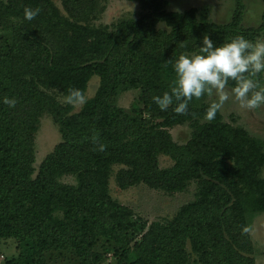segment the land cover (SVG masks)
I'll return each instance as SVG.
<instances>
[{"label": "trees", "instance_id": "16d2710c", "mask_svg": "<svg viewBox=\"0 0 264 264\" xmlns=\"http://www.w3.org/2000/svg\"><path fill=\"white\" fill-rule=\"evenodd\" d=\"M127 1L139 10L104 24L107 0H0V252L6 239L19 249L0 264H46L64 252L101 264L100 244L113 264H256L250 228L264 214V140L221 111L205 120L209 96L183 115L161 111L152 97L169 90L173 63L199 52L203 36L218 45L237 35L255 42L264 26L243 23L242 0L225 23L196 7L168 10L170 0ZM25 8L40 13L29 21ZM94 76L99 86L86 98ZM254 79L261 85V74ZM72 88L83 96L78 111L66 101ZM132 88L140 105L127 110L116 98ZM45 113L61 141L37 169ZM183 124L190 138L178 142L171 129ZM113 176L123 190L197 189L173 217L150 223L113 196Z\"/></svg>", "mask_w": 264, "mask_h": 264}, {"label": "rangeland", "instance_id": "374dc122", "mask_svg": "<svg viewBox=\"0 0 264 264\" xmlns=\"http://www.w3.org/2000/svg\"><path fill=\"white\" fill-rule=\"evenodd\" d=\"M245 8L243 14V23L246 26H264V0H242ZM108 7L98 23H112L115 19L128 12L139 10L137 1L127 0H107ZM238 5V0H170L167 6L168 10L183 11L189 7H196L209 14L210 18L218 23L228 22L234 15ZM260 40H264V35ZM263 78L261 85L264 86V73H260ZM100 78L94 76L90 83L86 98L92 97L98 86ZM230 88V86H229ZM65 101L63 97L59 98ZM117 103L129 110L134 104L140 105V90L132 88L128 91H121L117 96ZM215 96L209 97L208 102L212 103ZM83 105V101L74 104V111H78ZM223 120L235 126L246 128L251 135L264 140V106L247 110L240 106L239 102L230 97L221 108ZM175 140L178 142H187L190 138L191 128L188 124L178 125L171 129ZM61 141V134L58 125L50 113H45L41 118L40 127L36 134V167L52 152L55 146ZM161 165H170L168 157H161ZM264 176V170H263ZM65 182H74L73 176L64 178ZM111 191L115 198L120 202L130 206L136 212L141 214L150 223L164 217H173L180 207L195 198L197 184L193 183L189 189L184 192L167 193L148 187L145 184H139L128 189H120L114 176L111 178ZM250 233L256 246V264H264V214L253 219ZM0 252V261L4 262L7 257L18 253V248L13 239H6L2 242ZM100 252H105L101 264H113L114 259L111 252L106 253V246L100 244L97 248ZM46 264H78L68 252L52 254L48 257Z\"/></svg>", "mask_w": 264, "mask_h": 264}, {"label": "clouds", "instance_id": "9594fccd", "mask_svg": "<svg viewBox=\"0 0 264 264\" xmlns=\"http://www.w3.org/2000/svg\"><path fill=\"white\" fill-rule=\"evenodd\" d=\"M39 13V8H25L24 18L31 21ZM172 69L174 76L169 90L152 97L161 111L172 107L176 114H187L193 100L215 96L214 102L209 104L204 113V119L211 122L230 97L247 110L264 106V86L254 79L257 74L264 73V40L253 42L237 35L218 45L205 35L199 45V52L181 54ZM230 81L233 84L229 88ZM82 100L80 90L69 89L66 97L68 103ZM2 102L9 107H15L17 103L14 97L8 96L3 97ZM92 139L98 143L96 135ZM104 148L105 145L98 144L99 151Z\"/></svg>", "mask_w": 264, "mask_h": 264}]
</instances>
